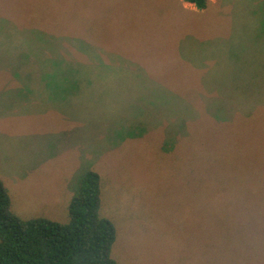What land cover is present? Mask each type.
<instances>
[{"label": "rangeland", "instance_id": "1", "mask_svg": "<svg viewBox=\"0 0 264 264\" xmlns=\"http://www.w3.org/2000/svg\"><path fill=\"white\" fill-rule=\"evenodd\" d=\"M78 40L128 59L127 76L52 77L86 63ZM85 171L117 264H208L225 227L264 226V0H0L13 212L65 222ZM210 224L223 239L197 235Z\"/></svg>", "mask_w": 264, "mask_h": 264}, {"label": "trees", "instance_id": "2", "mask_svg": "<svg viewBox=\"0 0 264 264\" xmlns=\"http://www.w3.org/2000/svg\"><path fill=\"white\" fill-rule=\"evenodd\" d=\"M182 2L197 10L206 7V0ZM78 42L80 45L73 50L84 53L86 63H67L63 71L54 65L52 77L86 75L104 80L118 74L127 76L132 63L128 59L111 53L107 60L105 53L101 57L95 46ZM69 54L74 57L71 51ZM212 155L218 156L217 147H213ZM220 156L228 163L225 149ZM231 157L230 160L234 156L231 154ZM100 183L96 172H83L77 192L67 207V220L59 223L43 217L20 218L13 212L9 192L0 179V264H117L112 255L117 231L114 223L101 213ZM207 184L210 185L201 188L212 186ZM221 231L219 225L210 224L208 228L200 229L197 235L203 234L211 242L223 239ZM224 237L221 251V244L203 243L210 249L208 264H264V226L243 230L225 227Z\"/></svg>", "mask_w": 264, "mask_h": 264}]
</instances>
